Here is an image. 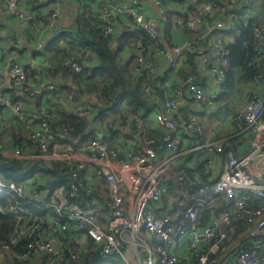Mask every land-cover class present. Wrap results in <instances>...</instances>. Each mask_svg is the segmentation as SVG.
I'll return each mask as SVG.
<instances>
[{
    "label": "built area",
    "instance_id": "2783aa9c",
    "mask_svg": "<svg viewBox=\"0 0 264 264\" xmlns=\"http://www.w3.org/2000/svg\"><path fill=\"white\" fill-rule=\"evenodd\" d=\"M69 1L78 18L92 10V26L113 47L121 22L136 34L121 57L133 59L131 76L151 111L132 112L123 101L101 126L99 96L81 93V79L72 78L108 81L93 75L96 56L89 49L63 57L66 92L47 72L54 63L42 40L29 68L14 51L1 50L0 60L8 61L5 78L38 106L30 114L0 93V110H12V121H22L38 145L34 152L0 145V159L45 160L68 173L46 199L35 176L17 182L0 176V193L15 201L8 209L0 201V213L16 223L0 250L26 264H63L65 251L77 260L92 241L110 264H264V0ZM1 11L38 40L65 30L61 0H0ZM241 28L250 29L251 37L244 56L254 72L238 84L248 97L230 115L228 131L207 139L200 116L221 107L229 46ZM68 32L64 44L79 38L76 29ZM59 105L89 121L90 140L71 144L67 126H49ZM148 127L158 139L147 135ZM237 140H249L252 151H238ZM24 239V250L15 249Z\"/></svg>",
    "mask_w": 264,
    "mask_h": 264
},
{
    "label": "trees",
    "instance_id": "16d2710c",
    "mask_svg": "<svg viewBox=\"0 0 264 264\" xmlns=\"http://www.w3.org/2000/svg\"><path fill=\"white\" fill-rule=\"evenodd\" d=\"M194 13V9L191 10ZM78 27L76 28L77 40H69L67 44H64L69 36V30H59L51 35V41L45 47L46 56L50 61L54 63V67L47 70L50 77H52L59 84L61 92L69 90V84L65 81H59L58 75L61 72L66 75L68 79L69 73L61 65L63 57L69 51H77L81 48L91 50L95 57V66L92 67L93 75H99L102 78H106L108 81L100 83L95 80H88L85 77L73 74V79L80 78L81 83L85 90H81V93L85 91L94 92L99 96V101L95 103L98 108V117L101 119L100 125L106 124L105 119L109 116L108 113L116 108V106L123 101L127 103V107L130 111L135 112L138 109L146 112L151 111V107L144 96L139 91V82L131 76V70L133 63L132 58H126L123 54V50L130 47L135 39L136 34L127 30L120 37H115V47L113 44H107L99 29L92 26L94 20V13L92 10H88V14L81 18L76 17ZM120 25H127L120 23ZM89 28V29H87ZM241 30V35L236 37L235 43L230 44L231 50V69L228 74L226 82V90L221 97L224 100L237 91L238 84L241 82H248L250 74L254 72L253 69L246 68L245 53L247 52V46L245 43L250 40V29ZM28 68V67H27ZM114 98L111 97L114 95ZM10 98V96L6 95ZM54 96V93H53ZM111 100V102H110ZM16 101V99H15ZM31 101V100H29ZM28 101V103H30ZM32 104V105H31ZM29 107L32 109L34 106H38V102L35 104L31 101ZM107 104L106 107L102 105ZM34 107V108H35ZM54 115V116H53ZM34 119V118H33ZM48 124L50 127L55 128L57 125L64 124L68 129L71 130V138L69 142L71 144H79L90 140L93 137L92 133L86 135V128L89 124L88 120L80 119L74 113L66 111L62 105H59L51 117L48 118ZM29 128L23 126L22 121H10L4 126V130L0 129V145L6 146L9 150L15 147L21 149H28L30 152H34L37 147V142L31 138L29 134ZM110 133L114 136L118 135V131L110 129ZM130 135V134H129ZM147 135L149 137L159 138V135L148 127ZM81 140H78V139ZM68 171H60L58 165L55 163H49L45 160L39 161H8L0 159V176L7 182H17L24 180L29 177L35 176L37 184H41L46 195L45 199L49 197L55 187L66 183V175ZM0 201L3 208L8 209L10 203L6 201V197L0 193ZM19 203H26L25 200L20 199ZM27 207L33 209V211L40 213L39 209L31 206ZM15 221L7 218L3 213H0V248L3 244L8 242L10 234L14 231ZM28 241L22 240L15 249L24 250ZM63 264H102L105 260L99 253V249L94 248L92 241H89L88 246L80 251L79 258L77 260L72 259L67 252ZM5 257V255H4ZM6 258V257H5ZM3 259V258H2ZM0 259V262L2 261ZM2 263V262H1ZM0 263V264H1ZM5 264H26L22 261L11 260ZM29 264H46V261L35 259Z\"/></svg>",
    "mask_w": 264,
    "mask_h": 264
},
{
    "label": "crops",
    "instance_id": "0c3cea01",
    "mask_svg": "<svg viewBox=\"0 0 264 264\" xmlns=\"http://www.w3.org/2000/svg\"><path fill=\"white\" fill-rule=\"evenodd\" d=\"M64 8V15L62 18V27L64 29H76L75 21L76 14H78V10L75 4H72L69 0H61ZM150 10L153 14H158V9L151 5ZM125 25H127L125 23ZM127 31V28L122 25H118L116 28L115 37H120L123 33ZM58 32V30H57ZM52 34H45L41 37L40 40L37 38L32 37L29 32L20 25L17 18L11 16L10 14L1 11L0 12V51L7 50V51H14V53L18 56L23 58L26 63V66L29 68L32 66L33 58L37 55L36 52V45L43 43V46L46 47L49 42L51 41ZM46 50V49H45ZM49 57V55H48ZM0 93H6L11 95L16 99L17 102L21 103L24 107V110L28 113H32V109L29 107L31 101L27 98L23 97L20 92L14 87L12 82L5 78L6 72L8 69V61L7 60H0ZM59 81L68 82V78L66 75L62 74L61 72L58 75ZM70 85V83H69ZM28 101L30 103H28ZM32 105V104H31ZM35 107V106H34ZM33 107V108H34ZM15 118L13 111L9 110L8 112H4L0 110V127L4 130V126L6 123H9ZM228 131L227 128L218 127L217 125L213 128L212 131L206 132L207 139L218 138L220 137L218 132H226ZM100 198V197H97ZM5 255V257H4ZM3 258V259H2ZM0 259H2L1 264H5L13 260L9 253L5 252L4 250H0Z\"/></svg>",
    "mask_w": 264,
    "mask_h": 264
},
{
    "label": "rangeland",
    "instance_id": "374dc122",
    "mask_svg": "<svg viewBox=\"0 0 264 264\" xmlns=\"http://www.w3.org/2000/svg\"><path fill=\"white\" fill-rule=\"evenodd\" d=\"M256 0H252V4H255ZM248 94V90L245 86L240 85L237 88L236 93L231 95L230 97L222 100V104L218 112L214 114H204L201 117L202 124L204 126L205 131L208 133L213 130V128L217 125L218 127H224L230 124V115L236 110L244 101ZM248 97V96H247ZM249 141V140H248ZM248 141H244L243 143H239V141H235L236 148L238 151H243L245 154L252 151V148ZM171 178H174V175H170ZM102 264H110L108 262H104Z\"/></svg>",
    "mask_w": 264,
    "mask_h": 264
},
{
    "label": "water",
    "instance_id": "95a60500",
    "mask_svg": "<svg viewBox=\"0 0 264 264\" xmlns=\"http://www.w3.org/2000/svg\"><path fill=\"white\" fill-rule=\"evenodd\" d=\"M93 129H95V126H94V125H92V130H93Z\"/></svg>",
    "mask_w": 264,
    "mask_h": 264
},
{
    "label": "clouds",
    "instance_id": "9594fccd",
    "mask_svg": "<svg viewBox=\"0 0 264 264\" xmlns=\"http://www.w3.org/2000/svg\"><path fill=\"white\" fill-rule=\"evenodd\" d=\"M106 261V260H105Z\"/></svg>",
    "mask_w": 264,
    "mask_h": 264
}]
</instances>
